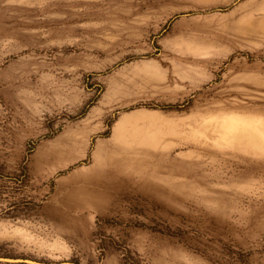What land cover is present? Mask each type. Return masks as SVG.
<instances>
[{
    "label": "rangeland",
    "instance_id": "rangeland-1",
    "mask_svg": "<svg viewBox=\"0 0 264 264\" xmlns=\"http://www.w3.org/2000/svg\"><path fill=\"white\" fill-rule=\"evenodd\" d=\"M124 114L140 128L119 146ZM98 139L130 214L90 229ZM0 256L264 264V0H0Z\"/></svg>",
    "mask_w": 264,
    "mask_h": 264
},
{
    "label": "crops",
    "instance_id": "crops-1",
    "mask_svg": "<svg viewBox=\"0 0 264 264\" xmlns=\"http://www.w3.org/2000/svg\"><path fill=\"white\" fill-rule=\"evenodd\" d=\"M130 116L131 115L124 114L113 126L112 139L119 146H128L129 141H127V136L135 138L137 135L133 136L131 134H137L139 132L138 129L140 127L135 125H130L131 127L129 126ZM99 117L100 116L96 110H92L86 115H83L81 120L76 124V129L72 127V129L67 131L70 135L65 147H67V149L71 148L72 150H85L92 133L98 131L103 125V120H100ZM132 128H136V130L131 132L130 129ZM108 142L109 140L104 139H98L96 141L92 162L84 168L82 173V182L84 185L86 184L87 187L84 196L88 201V206L84 207L85 210L83 212L85 213L84 216L90 229L93 228L94 219L98 214L105 217L113 216L121 221L127 218L123 216L130 214L127 208L121 212L115 211L112 202L109 200L112 198V193L108 187H112L113 184L107 178L106 173L108 175L109 173H114V167H119L118 165L120 164L117 162H111L112 164H108L110 162L103 161V158L109 155V153H102L101 151L107 146ZM118 145L117 147H119ZM158 165L161 166V164ZM144 181L148 182V185L152 183L150 177L148 179L145 178ZM143 190V188H138V191L140 192H144ZM144 193L145 194H141L143 197H153L151 193ZM125 197L129 196L125 195Z\"/></svg>",
    "mask_w": 264,
    "mask_h": 264
},
{
    "label": "water",
    "instance_id": "water-1",
    "mask_svg": "<svg viewBox=\"0 0 264 264\" xmlns=\"http://www.w3.org/2000/svg\"><path fill=\"white\" fill-rule=\"evenodd\" d=\"M0 261H6V262H28V263H35V264H54L52 262H40L33 259L28 258H12V257H3L0 256ZM62 264H78L73 261H65Z\"/></svg>",
    "mask_w": 264,
    "mask_h": 264
}]
</instances>
